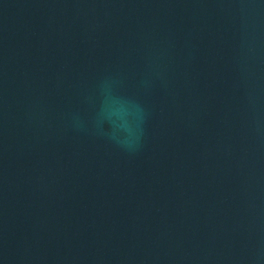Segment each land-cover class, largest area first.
Listing matches in <instances>:
<instances>
[{
    "label": "water",
    "instance_id": "obj_1",
    "mask_svg": "<svg viewBox=\"0 0 264 264\" xmlns=\"http://www.w3.org/2000/svg\"><path fill=\"white\" fill-rule=\"evenodd\" d=\"M0 264H264V0H0Z\"/></svg>",
    "mask_w": 264,
    "mask_h": 264
}]
</instances>
